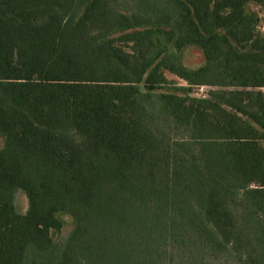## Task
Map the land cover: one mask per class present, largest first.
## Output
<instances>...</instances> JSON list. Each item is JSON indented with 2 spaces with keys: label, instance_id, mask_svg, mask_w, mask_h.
Wrapping results in <instances>:
<instances>
[{
  "label": "trees",
  "instance_id": "1",
  "mask_svg": "<svg viewBox=\"0 0 264 264\" xmlns=\"http://www.w3.org/2000/svg\"><path fill=\"white\" fill-rule=\"evenodd\" d=\"M262 22L264 0H0V264H264Z\"/></svg>",
  "mask_w": 264,
  "mask_h": 264
},
{
  "label": "rangeland",
  "instance_id": "2",
  "mask_svg": "<svg viewBox=\"0 0 264 264\" xmlns=\"http://www.w3.org/2000/svg\"><path fill=\"white\" fill-rule=\"evenodd\" d=\"M260 31L264 32V22H262L261 26L259 27ZM184 62L187 66L189 67H197L198 65L201 64L202 58L201 55L198 51L196 50H188L185 55H184ZM170 79L175 80L177 83H182V81L176 79L175 77L168 76ZM201 86H194L191 88V94L196 96V97H204L206 95V92L210 89L208 87L204 86V89L201 91L200 90ZM15 205L17 207V210L20 213H24L26 208H27V202L25 196L18 192L15 197ZM66 223H65V230L64 234H66L68 231L71 229L70 225V220L68 218H65Z\"/></svg>",
  "mask_w": 264,
  "mask_h": 264
},
{
  "label": "built area",
  "instance_id": "3",
  "mask_svg": "<svg viewBox=\"0 0 264 264\" xmlns=\"http://www.w3.org/2000/svg\"><path fill=\"white\" fill-rule=\"evenodd\" d=\"M203 89H204V86H201V87H200V90L202 91Z\"/></svg>",
  "mask_w": 264,
  "mask_h": 264
}]
</instances>
